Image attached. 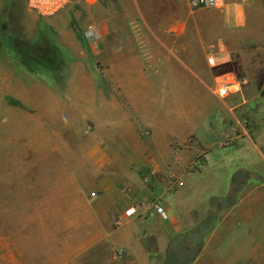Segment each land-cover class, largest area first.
<instances>
[{
  "label": "crops",
  "instance_id": "1",
  "mask_svg": "<svg viewBox=\"0 0 264 264\" xmlns=\"http://www.w3.org/2000/svg\"><path fill=\"white\" fill-rule=\"evenodd\" d=\"M82 2L98 35L89 54L62 13L51 25L58 38L49 35L68 66L59 80L23 68L3 79L12 101L3 109L5 125L29 130L22 139L29 152L4 169L20 178L12 211L0 216V264H173L176 246L211 215L212 200L217 222L193 264H241V223L251 225L264 199L255 178L264 174V0L196 10L189 0ZM217 47V65L241 67L236 91L221 100L208 93L207 54ZM71 90L85 92L89 114H77ZM149 95L163 97L164 110L150 118ZM216 110L225 128L238 129L229 131L226 148L209 125ZM75 124L96 135L71 151L53 135ZM188 137L205 148L195 169L190 154L171 146ZM234 188L238 199L227 207ZM144 203L158 204L165 217ZM131 206H140L137 214L125 217Z\"/></svg>",
  "mask_w": 264,
  "mask_h": 264
},
{
  "label": "rangeland",
  "instance_id": "2",
  "mask_svg": "<svg viewBox=\"0 0 264 264\" xmlns=\"http://www.w3.org/2000/svg\"><path fill=\"white\" fill-rule=\"evenodd\" d=\"M83 0H71L68 6L59 12L57 15L50 18H40L34 12L30 11L27 8L26 0H0V216L5 215L9 210L12 211V201L14 199V195L18 194V192L14 191L13 181L14 179H19L20 177H15L13 175H5L4 169L9 168L12 169L15 167L16 160L14 157L19 156L23 152H29L28 143H23L22 139H29V130H23L20 127L11 122V125H5V114H4V106L6 104L12 103V101L6 96L3 79L5 77H9L10 79L15 78L16 76L22 75V68L19 66L17 62V58L9 49V44L12 39L19 38L24 41L34 42L37 40L38 35L42 34L46 38L51 37L58 38L56 33L52 30L51 25H56L55 22L58 16L62 13H66V21L69 23L72 28L77 29V42L80 45V49L83 51L84 55L90 53V47L95 46L98 42L96 39H92L89 36L88 32L90 28L89 25L92 23L87 21V15L84 9L82 8ZM31 13L34 15L33 20L30 22ZM42 21H46L47 23H43ZM43 30L40 32L39 30ZM49 29V32L46 30ZM92 29V28H91ZM51 40V38L49 39ZM63 59V67L56 73H53L54 82H57L60 78V74L67 71V64L65 62V57L62 55ZM89 59V57H88ZM74 60V59H73ZM91 60V59H90ZM88 60V63L93 67L92 62ZM220 70L229 69L230 65L228 64H219ZM97 66V65H96ZM235 70L241 73V67L238 65H234ZM213 72L210 71V81L208 85V93L214 99H218L212 92L211 86L213 84ZM100 82V81H95ZM105 87H109V81H103ZM76 87L75 85H70L69 89ZM78 87H81L79 85ZM71 101L74 103V106L77 107V114H89V109H84V97L85 92L78 90H71ZM162 100L163 97L158 95H149L147 96L146 104H147V112H149V118L152 117V113L154 111L160 110L164 111L162 108ZM221 100V99H219ZM92 109L94 108V104L91 105ZM88 110V111H87ZM224 116L220 111H215L209 119V125L213 127L216 133V141L217 146L219 148H226L230 144L231 133L229 131H233V133L238 132V129H227L223 126ZM142 134L144 129L139 130ZM96 132L93 128H83L75 124L70 128H63L57 131L53 137L54 140L59 141L60 143H70L69 147L71 151L79 150L83 141L87 144L88 139L91 137H95ZM79 142V143H77ZM45 146V145H43ZM54 146H59L54 144ZM66 145H62L64 148ZM173 149L183 150V154H190L191 156V169H195L201 163V154L204 152L205 148L202 146H198L195 142L194 137H188L187 141L183 144H175L172 143ZM191 146L192 149L188 150V147ZM65 150V148H64ZM70 162H73L72 160ZM72 164V163H71ZM139 173L145 179L147 177V171L143 167H139ZM257 182L262 185V189H264V174L261 176H255ZM240 179V177H239ZM242 180L245 181L246 178L242 177ZM168 180H172V178H168ZM242 181V182H244ZM154 183L150 180L147 184ZM154 188L156 186H153ZM243 186H241L242 188ZM240 188V187H239ZM264 192V191H262ZM243 192L241 191V198ZM245 194V193H244ZM161 192L158 193L157 196L151 198L152 202H156L160 200ZM239 191L238 189H233L229 196L225 199V204L227 207H231L236 200L238 199ZM9 203V204H8ZM9 205V207H8ZM219 203L217 200L211 201V215L207 216L201 223H199L191 233L192 236L189 238H185L186 241L183 242L182 245H179L176 248L178 252L187 249V254L185 256L182 255L180 257L181 264L186 260L187 264H193L195 258L201 251V247L204 241V238L209 234L213 225L217 222L216 213L218 211ZM260 215L256 216L251 222V225L247 223H241V239L236 240L235 242L239 245L241 244V264H264V199H262V204L260 208ZM244 243L246 247H244Z\"/></svg>",
  "mask_w": 264,
  "mask_h": 264
},
{
  "label": "built area",
  "instance_id": "3",
  "mask_svg": "<svg viewBox=\"0 0 264 264\" xmlns=\"http://www.w3.org/2000/svg\"><path fill=\"white\" fill-rule=\"evenodd\" d=\"M71 0H26L27 8L34 12L40 18H50L64 10ZM189 7L192 10L196 9H213L218 8L222 4V0H189ZM92 39H98V35L93 29L88 32ZM223 53L222 47L210 49L207 54V64L214 70L212 93L219 99L228 97L237 89V77L240 75L235 67L220 70V65H217V55ZM144 207L153 210L156 214L165 217V212L161 206L155 203H144ZM140 206H131L128 208L124 216L132 217L137 214Z\"/></svg>",
  "mask_w": 264,
  "mask_h": 264
},
{
  "label": "trees",
  "instance_id": "4",
  "mask_svg": "<svg viewBox=\"0 0 264 264\" xmlns=\"http://www.w3.org/2000/svg\"><path fill=\"white\" fill-rule=\"evenodd\" d=\"M9 49L17 58L19 66L50 83L54 82L53 73L63 67L62 53L44 35L39 34L34 42L14 38L9 44ZM187 249L177 253V259L173 264H181L180 257L187 254ZM182 264H187L186 260Z\"/></svg>",
  "mask_w": 264,
  "mask_h": 264
}]
</instances>
